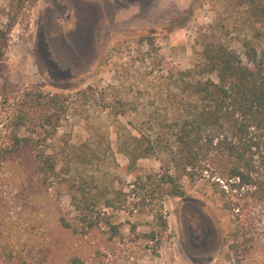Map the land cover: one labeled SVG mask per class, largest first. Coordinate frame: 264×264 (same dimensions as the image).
<instances>
[{"label": "trees", "instance_id": "1", "mask_svg": "<svg viewBox=\"0 0 264 264\" xmlns=\"http://www.w3.org/2000/svg\"><path fill=\"white\" fill-rule=\"evenodd\" d=\"M36 1L8 0L0 23V264H106L126 241L122 189L62 172L49 142L68 117L67 97L3 75L10 31ZM214 1L231 5L230 19L221 13L201 28L190 67L160 69L148 128L130 135L125 154L142 205L135 214L147 209L156 227L141 233L153 254L168 229L164 198L185 196L182 179L200 180L231 216L228 263L249 264L264 250V0ZM149 157L158 171L137 172Z\"/></svg>", "mask_w": 264, "mask_h": 264}, {"label": "rangeland", "instance_id": "2", "mask_svg": "<svg viewBox=\"0 0 264 264\" xmlns=\"http://www.w3.org/2000/svg\"><path fill=\"white\" fill-rule=\"evenodd\" d=\"M7 3L0 0V23ZM221 13L228 21L231 5L214 0H37L10 31L3 75L19 89L68 99V117L49 142L58 168L93 178L110 191L122 189L120 199L127 201L119 213L126 241L116 243L106 264H229L231 216L200 180L189 184L182 179L185 196L164 198L167 232L158 253L146 247L141 233L156 227L147 209L135 214L142 205L130 191L135 174L125 154L129 137L148 128L160 69L190 67L199 49L198 33ZM86 86L91 90L78 95ZM3 132L0 123V142ZM158 167L153 157L135 163L137 172ZM62 200L66 203L67 197ZM129 223L136 225L137 235L129 234ZM249 264H264V250L258 249Z\"/></svg>", "mask_w": 264, "mask_h": 264}]
</instances>
